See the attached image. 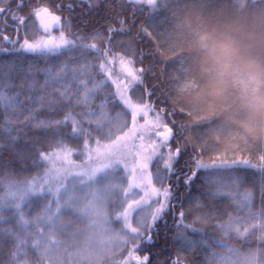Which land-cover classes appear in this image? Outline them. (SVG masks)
<instances>
[{
	"label": "trees",
	"instance_id": "1",
	"mask_svg": "<svg viewBox=\"0 0 264 264\" xmlns=\"http://www.w3.org/2000/svg\"><path fill=\"white\" fill-rule=\"evenodd\" d=\"M42 1L59 15V22L45 28L43 15L20 8L18 42L0 40V181L40 177L48 168L47 155L55 150L70 148L79 159L94 144L124 131L132 111L117 95L116 82H130V77L117 64L121 57L130 59L140 80L132 82L129 96L149 103L151 112L161 115L174 129L168 147L173 152L181 149L171 169L161 157L152 163L156 181L170 191L168 208L153 224L151 242L134 237L138 244L132 263L173 264L178 259L180 264H225V255L246 252L256 254L254 264H264V228L251 225V220L264 223V115L251 108L253 97L264 96V0H152L155 8L146 0L83 1L81 28L76 0L55 1H63V11L53 0ZM7 20L14 21L10 14H1L2 26ZM61 32L74 40L85 37L83 43L95 44L98 50L47 57L15 51L25 39H48ZM210 35L250 45L254 63L211 62L205 48ZM82 55L97 61L102 56L110 66H78ZM49 69L53 74L63 70L65 78L53 84ZM81 81L86 87H78ZM213 84L219 86L210 95ZM69 115L73 122H65ZM244 159L249 164L195 166L197 160L212 164ZM193 171L195 178L186 184ZM106 175L100 180L106 183L101 194L108 197L103 204L113 217L124 204L123 186L110 179L123 178ZM49 196L33 195L22 213L2 211L0 264H45L42 256L48 251L44 244L41 249L35 234ZM70 203L63 205L52 226L61 238L73 240L63 247L59 264H99L100 256L83 250L81 257L75 254L74 244L81 243L84 229L79 211ZM193 205L199 211L188 213ZM182 211L184 224L191 228L177 226ZM234 219L247 224L231 231L227 223ZM113 220L115 228L119 224Z\"/></svg>",
	"mask_w": 264,
	"mask_h": 264
},
{
	"label": "rangeland",
	"instance_id": "2",
	"mask_svg": "<svg viewBox=\"0 0 264 264\" xmlns=\"http://www.w3.org/2000/svg\"><path fill=\"white\" fill-rule=\"evenodd\" d=\"M44 20L45 16L42 17V21ZM60 34H55V37L58 38ZM50 35L54 36L53 34ZM23 42L24 40L20 44ZM97 59L98 61L93 56L84 58L82 55V63L78 66H110L103 60L102 56H98ZM117 66L121 70L125 69L122 67L121 61ZM130 67L135 70L132 65ZM125 74H127L126 71ZM129 83L126 81L125 83L116 82V86L120 91H123L124 86ZM128 90L127 97L136 107L132 112L130 125L115 138L94 144L79 159L74 157L70 148L55 150L47 155L48 168L40 177L24 181H0V217L2 211L8 208L22 213L24 205L33 195L49 192L47 205L37 218L39 232L36 226L34 227V232L37 230L36 242L41 249L43 248L41 244L46 245V252L48 251V254L42 256L45 264H59L62 253L65 255L64 248L72 244V239L67 241V238H61L62 233L54 231L55 229L52 227L57 221L56 216L65 209L63 205L70 202L77 208L80 219L83 220V240L81 243L76 242L74 244V246L77 245L75 253L77 256L81 257L83 255L81 250H83L85 251L84 254L92 253L95 257L100 256V258L98 257L101 259L99 264H134L132 258L138 243L134 241V237L123 230V217L132 214V219L129 222L132 227H137L136 219L139 216L159 207V203L164 200L163 189L167 186L156 181L151 166L156 158L161 157L160 159L164 160L167 154L173 151L167 144L161 146V139L158 137V132L165 130L168 126L165 120L158 113L151 112L152 107L149 103L133 101ZM145 104L149 106L147 113L145 115L138 114L143 111ZM204 164L211 165V163ZM107 172L114 175L119 172L116 176L120 175L123 178L121 180L118 177L110 179L111 184L116 183L117 186H123L124 204L113 217L107 210L108 207L106 209V205L103 204L108 197L101 194L105 190L103 186L106 183L103 185L100 180L102 181V177ZM152 188H156L158 192L151 194ZM144 198L147 200V204L143 205V211H140L136 206ZM113 219L118 221L115 224H119L115 228H113L114 226L111 227L114 225ZM148 220L150 222L151 217H148ZM227 224L231 231H238L242 225L245 226L247 223H243V220L240 219L239 221L234 219ZM251 225L264 228V223L259 220H251ZM110 231L113 236H111ZM262 235L264 236V230ZM70 251L71 260H74L72 247ZM234 253L235 255L231 258V255H225V264L255 263V253ZM75 262H71V264H76Z\"/></svg>",
	"mask_w": 264,
	"mask_h": 264
},
{
	"label": "snow or ice",
	"instance_id": "3",
	"mask_svg": "<svg viewBox=\"0 0 264 264\" xmlns=\"http://www.w3.org/2000/svg\"><path fill=\"white\" fill-rule=\"evenodd\" d=\"M0 2H6V0H0ZM146 3L149 6H152L153 8L156 7L152 3V0H146ZM4 10L5 9L0 8V12H3ZM35 14L37 16H41L42 14L50 15L49 9L46 7L37 10L35 12ZM51 19L55 20V21H59L60 18L58 16H51ZM109 31H113V30L110 29ZM94 38L95 37H93V39ZM84 39H86V38L85 37H79V38L74 40V39L68 38L67 36H65V34L63 32H61V34L59 35L58 38L50 37L48 39H38L34 42H29L27 39H25L24 42L22 44H20L19 49H16L15 51L17 53L24 52V53L35 54V55L42 56V57H47V56H51V55H60V54H63L65 52L75 50V49H96L95 44L83 43ZM120 59H121L122 67L125 68L128 76L130 77V83L124 86L123 91H120L118 89L117 95L119 96L122 103L125 106H127V108L131 109V111L133 112L134 107H136V105L133 104L131 102V100L127 97V90L129 87H131V82H136V81L140 80V76L137 74V72L139 70H133L130 67V65L132 63V61L130 59L125 60L123 57H121ZM103 67L104 66L101 65L102 69H103ZM47 76H48V79L53 84H55V83H57V82H59L65 78V73L63 70H61L60 72L53 74L52 70L49 69L47 72ZM2 86L3 85H0V87H2ZM78 87H86L85 82L81 81L79 83ZM63 95H67V92L63 93ZM3 99H4L3 95H0V100H3ZM148 108H149V106L147 104H145L143 106V111L138 113V114L145 115L147 113ZM67 120H72V122H73V118L70 115L65 117V122ZM56 123H62V122L57 121ZM160 139H161V146H163L164 144H167V142L169 141V137H167V136H161ZM180 152H181V149L177 148L175 152H169L167 154L166 159H164V166L166 169H171L172 162L179 156ZM261 159H264V156H262ZM235 164L247 165V164H249V161L247 159L232 160V161L221 160V161H219V163H213L211 165H208V164H204V163L200 162L199 160H197L195 166H196V169L208 168V167L220 169V168H230ZM195 176H196V172L193 171L192 175L189 176L185 180V183L186 184L189 183L191 180H193L195 178ZM157 192H158V190L156 188H152L151 194H156ZM162 195L164 197V200L159 203V207L155 208L154 211L145 212L143 215L139 216L136 219V224L138 225L137 227H132L131 223L129 222L132 219V214L129 216L123 217V222H124V229L123 230H125L127 233H129L132 237H140L142 239H145L146 242H151V240H152V235H151L152 226L161 217V214L166 210V208L168 206L167 201H168V198L170 195L169 189L164 188ZM145 204H147V200L144 198V200L142 202H140L136 207L138 208V210L143 211L142 206ZM196 211H199L198 205H193L192 207L187 209L188 213H193ZM184 216H185V212L184 211L180 212V214H179L180 218H179L177 226L179 227V226L183 225L185 228H191L192 225L184 224ZM148 217H151L150 222L148 220ZM118 219H119V217H118ZM200 219H201V217L198 216L197 220H200ZM145 233H147L146 237L144 235ZM143 259H144V261H146L148 259V257H144ZM141 264H143V261L141 262ZM173 264H180V261L178 259H176L173 261Z\"/></svg>",
	"mask_w": 264,
	"mask_h": 264
},
{
	"label": "clouds",
	"instance_id": "4",
	"mask_svg": "<svg viewBox=\"0 0 264 264\" xmlns=\"http://www.w3.org/2000/svg\"><path fill=\"white\" fill-rule=\"evenodd\" d=\"M251 38L253 40L256 39L255 36ZM250 47V45L244 44L232 37L222 38L214 35H210L205 43L208 59L221 66H225L236 61H248L254 63ZM218 86V84H213L209 94H214ZM251 108L254 113L264 115V96L253 97L251 101Z\"/></svg>",
	"mask_w": 264,
	"mask_h": 264
},
{
	"label": "flooded vegetation",
	"instance_id": "5",
	"mask_svg": "<svg viewBox=\"0 0 264 264\" xmlns=\"http://www.w3.org/2000/svg\"><path fill=\"white\" fill-rule=\"evenodd\" d=\"M53 1L55 2L57 0H53ZM76 1H77V7H78V10L76 13L78 15L77 23L80 25V28H81V22H82V17H83L82 12H81L82 3L83 1L92 2V0H76ZM62 2L63 1L55 2L56 6L58 7L60 11L67 9L66 7L61 6ZM3 3H6L5 6L3 5ZM45 7L49 9L50 15L42 14L43 17L45 16L44 25L45 27L50 28L51 26L54 25L55 22H57L55 20H52L51 16L59 17V15L51 11L50 7L46 5V3H43L42 0H6V2H0V8L5 9L3 12H0V40L2 39L5 41L4 37H10L11 39H13L16 35L18 36L19 29H18L17 15H18V11L20 8L22 9L27 8L30 12L31 11L36 12L37 10L41 8H45ZM1 14H4L7 18L10 14L11 19H14V21L11 22L7 20L6 21L7 26L5 27L2 26L1 25Z\"/></svg>",
	"mask_w": 264,
	"mask_h": 264
},
{
	"label": "water",
	"instance_id": "6",
	"mask_svg": "<svg viewBox=\"0 0 264 264\" xmlns=\"http://www.w3.org/2000/svg\"><path fill=\"white\" fill-rule=\"evenodd\" d=\"M5 41L9 42L12 45H15L18 41V36L16 35L13 39L10 37H4ZM15 42V43H14ZM167 136L169 139L174 137V129L170 126H167L165 130H161L158 132V137Z\"/></svg>",
	"mask_w": 264,
	"mask_h": 264
}]
</instances>
